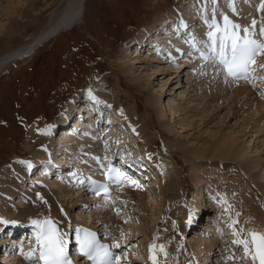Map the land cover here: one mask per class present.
Returning <instances> with one entry per match:
<instances>
[{
	"label": "rangeland",
	"instance_id": "374dc122",
	"mask_svg": "<svg viewBox=\"0 0 264 264\" xmlns=\"http://www.w3.org/2000/svg\"><path fill=\"white\" fill-rule=\"evenodd\" d=\"M232 1L236 9L234 13L231 10L226 11L225 6L221 5L222 2L227 3V0H217L215 4L210 0H87L81 24L71 26L39 47L30 55L28 61H14L13 64L7 62L0 78V178L5 171L15 168L17 163L27 168L36 162L41 153L43 156L46 149L49 150L52 145V140L59 136L58 131L55 134L53 132L56 126L61 124V115L72 106V99L75 96L90 94L97 98L96 101L103 103V109L106 107L104 104H109L108 111L113 118L118 119L117 131L110 133L113 138L107 140V135L104 136L105 141L111 145L107 147V144H104L101 157H107L113 145L126 142L116 154L128 156V159H141L142 163L149 167L142 173L144 176L139 178L144 191L151 193L148 192L149 194L144 196L135 192L137 197L128 198L126 195L128 191H133V188L124 184V192L121 190L116 194L113 213L102 214L93 206H85L88 201L86 194L80 191L81 196H78V187H72V181L77 178L69 172L75 168L63 170L62 174L56 177L57 168L50 166L51 162H46L45 166L42 164L41 172L38 170L37 174L32 172L27 175L29 180H33L30 184L27 179L26 182L23 180L24 184L19 183V190L13 186V189L17 190L15 193H19L16 198L10 200L9 206L17 205L18 211V199L22 197L24 200L31 190L42 193L39 188H44V184H56L59 185V192H53L49 198L45 194L42 202L33 204L27 214L21 216L22 219L33 215L30 219L39 220L48 216L61 227L62 217L77 213L75 217L78 216V220L83 219L86 225L98 221L105 222L114 229L111 235L113 241L122 245L119 251L124 249L120 252L121 264H152L150 259H146L150 257L149 245L153 243L154 235L157 237L155 243L163 244L167 252V256L157 255L158 264H181L182 258L191 259L193 255L204 264L207 262V254L210 257L213 250L215 260L225 258L223 264L229 255L234 258L228 260L227 264H245V261L240 259L243 257L242 250H238L232 243L234 237L231 238L232 230L228 224L235 219L238 221L236 228H243L245 231L263 225L260 230L264 233V69L258 67L259 64H264V55H259L256 62L259 68L256 73L262 77V81L257 82L258 85L243 82L248 90L251 89L250 100L245 103L238 101L234 107L230 102L226 104L228 99L222 100L217 106L203 100L199 95L202 88L197 91V87L192 86L188 79L186 81V72H196L194 60L199 54L191 50L199 46L187 50V55L183 54L184 58L175 61L173 65L163 63L159 59L161 56L153 57L151 50H140V53L136 54L133 52L135 49H130L131 54L126 53L130 46L136 45L133 44L136 37L160 24L158 20L167 21L169 25L166 24L165 27L170 28L171 24H176L169 23L168 19L172 14H181L182 18L189 19L193 16L191 10L195 12L194 8L203 7L212 19L220 22L222 15H227L229 19L231 16L242 29L250 26L255 19L258 33L259 25L264 23V10L257 11L261 0ZM62 2L63 0H0V28L5 30L9 25H15L12 38L6 39L0 32V58L3 53H10L33 36ZM12 3L17 7L21 5L19 9H24L20 10L21 17H18L19 22L24 23H19L17 17H14L15 14L8 19L4 6H11ZM246 9L253 12V15L249 13L252 15L249 23L243 22L239 14L242 11L247 12ZM193 18L192 21L195 20ZM32 20L30 25L27 21ZM193 23L194 26L200 25L197 21ZM193 30L194 28L190 27L189 32ZM130 42L132 45H129ZM197 60L203 59L199 57ZM134 61L136 64L129 66ZM173 67H178L179 71L184 69L183 74L173 73L172 71L177 69ZM165 69L167 70L162 71ZM79 99L74 101L72 110L70 109L69 121L72 111L78 109L76 103ZM55 122L56 125L52 126ZM89 124H85V132L90 131L93 132L92 136H99L101 133L89 129L92 123ZM46 127L48 129H45ZM118 129L120 134H117ZM101 135L103 137V134ZM36 140L38 144L34 145ZM203 140H207L210 146H203ZM203 147H208L209 150L202 156L205 158H198L196 153L201 152ZM63 151L69 152L62 149L61 152ZM218 156L226 158L219 159ZM26 159L29 163H24ZM82 165L85 168L84 179L94 175V171L98 169H92L90 165L88 167L85 162ZM46 167L55 172L50 170L46 175ZM62 175H66L65 178L61 177ZM57 178L62 179L61 182ZM198 178L212 183V186L209 182L201 185L203 194H200L198 189ZM68 179L71 181L66 182ZM173 179L177 182L176 195H172L167 188ZM31 184L35 188H30L33 187ZM25 190L31 192L26 193ZM207 191L210 194H207ZM210 200L213 201V208H216L206 213V218L200 220L196 229H192V234L182 237L180 230L176 232V227L184 222L189 209H192L195 203ZM7 211L10 214L16 213L13 207ZM95 212L96 215L99 214L96 219L93 216ZM29 225L32 230L27 228V240L25 234L21 235L22 231L11 238L9 227L4 231L2 226L0 227L2 255H5L10 247V251H13L12 244L20 252L15 254L16 257L23 250L19 248L20 244L27 248L33 247H29L28 238L34 234V226ZM130 236L135 239L132 241ZM12 239L17 242L12 243ZM193 239L199 241L191 243ZM208 240L211 244H206ZM21 262L24 264L25 261H19L18 264ZM28 262L34 263L35 260Z\"/></svg>",
	"mask_w": 264,
	"mask_h": 264
},
{
	"label": "bare ground",
	"instance_id": "6f19581e",
	"mask_svg": "<svg viewBox=\"0 0 264 264\" xmlns=\"http://www.w3.org/2000/svg\"><path fill=\"white\" fill-rule=\"evenodd\" d=\"M86 1L87 0H63V2L61 3V5H59V7L56 8L55 12L51 13L48 16L47 21L44 22L40 26V28L34 33V35L31 36V37H29V38H27V40L23 42V45H21L20 47H17L16 49H14L13 51H11L10 53H8V51H7V53L6 52L3 53L2 54V57L0 58V78L4 74L3 68L8 64L7 62H10V63L13 64L14 61H15L14 63H16L18 61H28L30 55L32 53H34L37 49H39V47H41L42 45H44V44L48 43L49 41H51L52 39H54L58 34H60L64 30L68 29L70 26H76L78 24H81L83 22V20H84V12H85V7H86ZM231 3H232V7L231 8L229 7V0H227V3H223L222 2L221 5L225 6L226 11L231 10V12L234 13L236 11V9H235V6H234V3H233L232 0H231ZM16 4L19 5L18 3H16ZM19 7H21V5H19ZM19 7H17L13 3L11 4V6L10 5H7L6 7L4 6V11L6 12L5 14H8V19H11L13 17L12 15L15 14L14 17H17L16 19H18V22L20 21V19L18 18V17H21L20 16L21 15V13H20L21 11L20 10H24V9L23 8L19 9ZM194 9H195L194 10L195 11L194 13L192 11L193 9L191 10V12L193 14V16L192 15L191 16L194 17L193 19H195V20L192 21V17L190 15H188V16H190L189 19H187L185 17H184L185 18L184 19V18H182V15L181 14L180 15H178V14L177 15L172 14V16H170V18L168 19V20H170L169 23H171V22L173 23L174 22L176 24H174V25L171 24L170 28H166L165 25L166 24L169 25L168 22L167 21H164V20H158V23H160V24L159 25H156L154 27H151L154 31L150 30V28H149L148 32L146 31L147 33L144 32V33H142V35L140 37H136L134 39V41H133V44H136L137 45V50L139 52H140V50H144V49L151 50L150 48L149 49L145 48V47H147V45L145 43L146 40H147V38L149 37L151 39L153 37V35H151V33H149V31L152 32V33H155L156 31H158V29H161V30L165 31V28H166L167 31H165L163 34H158L153 39L154 41H158L157 43H155L154 49L152 51L153 57L154 56H156V57L157 56H161L164 59H162V58H159V59L163 63H169V64L173 65L174 63L172 64V62H175L176 60H179V59H183L184 58L183 57V54L186 53L187 50L189 51V50H191L193 48V46H192V39L193 38H195V40L197 41V43H196L195 46H199L196 49H198V50L201 49L202 48V45L200 43H198V42L199 41H206L207 40V36H206L205 31L208 32L210 30L208 28V26H207V22H211L212 18L208 15V13H206L203 10L204 9L203 7L202 8H199V9L198 8H194ZM203 11L206 13V15H204ZM246 11L247 12H245V11L239 12V14H240V18H241V20L243 22L249 23V21L252 19L253 12L252 11L249 12V10H247V9H246ZM249 13H252V15L251 14L249 15ZM230 20H232L234 22V20L232 19L231 16H230ZM14 21H15V19H14ZM194 21H197L198 24L200 22V25L199 26H194V24H195V23H193ZM27 22L31 25L33 23V20L32 21H27ZM217 22L222 24V22H220V21H217ZM10 23L11 22H9V24ZM19 23L22 24V23H24V21L23 22H19ZM234 23L238 24V22H234ZM14 26L15 25H12V26L9 25V28H6V29L4 28L5 30H3L2 28H0V32H2L3 35H5L6 39H8L10 37L12 38V36L15 34V27ZM190 26H193L194 30L191 33H187L188 29H190L189 28ZM206 26H207V28H206ZM129 45H132L131 42L129 43ZM146 50H144V51H146ZM130 51L131 50L129 48L128 49V52H126V53L131 54ZM193 51L191 50V52H193ZM135 53L137 54L136 51H135ZM5 54H7V55H5ZM189 55H190V53H189ZM191 58L193 59V57H191ZM191 58H190V60H191ZM135 62L136 61H134L129 66L135 65L136 64ZM194 62H196V61H194ZM188 64H190V63H188ZM194 65H195V63H194ZM259 65H261V64H259ZM259 65H258V67H259ZM198 66H199V68L198 67L196 68V71H197L196 74L191 75V72L188 71L190 74L188 72H186V80L188 79L189 82L192 84V86H194L195 88L197 87V91L199 90V88H202V90H201V92H200L199 95L201 96V98L203 100L205 99V100L209 101L211 104L217 106V104H220V102H222V100L224 101V100L228 99L226 101V104H228L230 102L229 104H234L233 105L234 107H236V105L238 104V101H239V103H241V102L245 103L246 101L248 102V100H250V96L249 95H250L251 89L249 88L250 90H248V87L244 86L245 83H243V81H238V80H233V79L226 78L225 75L222 74V72L218 69L217 65L213 61H210V60L205 61V62L203 61L200 64H198ZM253 67L256 68V71L259 70V68H260V67L257 68V64L253 65ZM166 70L167 69L162 70V71H166ZM182 71H184V69H182ZM182 71H179V69L177 68L176 70H174L172 72L173 73H177L178 75H180L181 73L183 74ZM256 71L255 72H251V74H250V78L253 80L252 84H255L256 77L258 76V73L256 74ZM253 75L255 76V79L252 78ZM258 83L255 84V85H258ZM74 101H76V98L72 99V104H71L72 106H73ZM175 103L177 104V102H175ZM72 106H69V109L66 112H64V114L61 115V117H60V123L61 124L59 126H62V124H65L64 126H66L68 124L69 125L67 127L60 128L61 130H59V131H61V136H60V133H58L59 132L58 131L57 133L59 134V136L57 137V139L54 138V140H52L53 143H52V145L50 144L51 146L49 147V150L46 149V152L43 154V156H42V153H41L40 157H38L36 159V162H33V164H31L27 168L22 167L20 164L17 163L15 165L16 166L15 168L13 167V168L5 171V174H2V177L0 178L1 179L0 180V220L8 221V222L15 221V223H7V224H5V227H4V229H6L7 227H9V229H11V231H13V235H18V233L20 231L26 230V227L29 224H31L30 221L34 219V218L33 219H30L33 215L30 216V217H26L25 219H22L23 217H21V216L24 215V214H27V212L30 210L29 208L32 207L33 204H35L36 202H42V200L45 198V197L43 198V196L45 194H47L48 195V198H49V196H51V194H54L55 192H59L58 191L59 185H56V184H52V185L44 184L43 186H46V187H44L45 189L38 187L43 192L42 196L37 195L38 193H35L34 195L33 194H30L29 192H31L32 190L31 191L28 190L29 192L28 191L27 192L30 194L28 196V204L26 205V203L24 202L25 200H23L22 197L20 199H18V202L17 203H20V205H19V209L20 210H18V211H17V208H18L17 205H16V207H14V204L9 206L10 200L12 198H16V196L19 193V192H17V194L15 193V191H17V190H14L13 189V186L19 190L20 187H21V184H24L23 183V180L24 181H27V179H28V184H30L32 182V180H29L30 178H27V175L28 174L31 175L32 172H35L36 173V170L37 169L35 170V168L36 167L41 168V166H43L42 164H44V166H45L46 165V162H49V163L51 162L52 164L50 166L53 165V168H61V170H67L69 168H71V169H74L75 168L74 170L70 171L69 173H70V175L75 174L76 178L77 177L80 178L81 177V174L79 172H80V170L82 168H84L83 165H82L83 162L87 161L86 164H87L88 167H90L92 164L93 165H98L96 159H93V158L94 157L97 158L98 155H101L102 154L101 152H103L104 146H101L100 143L102 141H104V139L106 140V137H104L105 134L107 135V140L108 139L110 140V138L113 137V135H110L109 134V132H108L109 130H105L106 133L103 134V137H102L101 134L99 136H97V137L96 136H92L93 135V132H90V131H88V133H86L87 131L85 132L84 129H86L85 124H87V123L88 124L89 123H92V126L89 127V129L97 131L96 129H94V122H89V121H87V122L84 121L81 124H78L77 122H75V123H73V125L69 129V127H70L69 117H70V114H71ZM227 106H229V105H227ZM90 107H91V104H90V102H88L87 103V107L85 108V110L87 108H90ZM102 109H103L102 105L101 106L96 105L92 109L91 113L88 112L89 113L88 114V117L89 118H95V122L97 123L99 121V119H100L99 117L101 116ZM74 114H76V110L72 111V117H71V119H73ZM173 114L174 113H172V115ZM108 116L109 115L107 113H105V121H106L105 127L106 128L107 127H111L112 129L116 130V125H117L116 122H118V119L113 118V120L112 119L110 120V117H108ZM159 116L162 117V115H159ZM174 117H175V115H174ZM85 118H87V117H85ZM203 120L205 121V118H203ZM77 125H79L78 128H76ZM72 129H73V131H72ZM166 130H167V128H166ZM71 135H73V137H71ZM56 140H58V141L56 142ZM36 142H37V140H36ZM108 143H110V142H108ZM201 143L204 144L203 146H205V145L210 146V143H208L207 140H203ZM37 144H38V142L35 143L34 145H37ZM40 144H43V143H40ZM106 146L108 147V145H106ZM61 147H63L62 148L63 150H68L69 152H67V151L61 152L62 151ZM208 150H209L208 147H203V149H202L201 152H197L196 151L197 153L196 152L195 153H196V155H197L198 158H205V157H202V156H204V154H206L208 152ZM96 154H98V155H96ZM223 156H218V158L219 159L226 158V157H223ZM112 157H113V154H111L110 156H108V158L105 159V161L110 160ZM127 157L126 156H123L122 158H125L127 160V162H130L131 167L133 166L134 169H137V170H140V171H143V172H145L147 170V168H148L147 166L146 167H143L144 164L138 163V162H140L141 159L140 160H135V158L128 159ZM207 161L209 162L210 160L208 159ZM124 164H125V162H124ZM138 165H141V167L138 168ZM47 167H46V170H44V171H47L46 172V175H47L48 172H50V170L53 171L51 168H47ZM88 167H87V169H89ZM198 168H200V167H198ZM56 170H58V169H56ZM53 172H55V171H53ZM78 173H79V175H78ZM33 175H34V173H33ZM41 175H40V177H41ZM57 175H60V173H58ZM57 175H55V176L57 177ZM65 176L66 175H63L61 177L65 178ZM94 178H96V177H94ZM208 178H209V176H208ZM69 179L66 182L71 181ZM38 180H40V179H38ZM58 180L60 181L62 179H58ZM198 180H199V182H197V185H199L198 186V189H200V194H203L202 193V187H201V185H204L205 183L208 184L207 182H209V181H207L205 179L200 180V178H198ZM146 181H147V179H146ZM39 182L40 181H38V183ZM60 182H57V183H60ZM72 182H73V185H75L76 184V179H75V181H72ZM171 182L172 183L169 182L167 188L170 189V192H172L171 193L172 195H176L177 192H178V188L176 187L177 186V182L174 179ZM19 183H21V184H19ZM70 183L71 182H69V185H70ZM3 184H5V186ZM41 185L42 184L40 183V186ZM127 185L130 188H133V191H128L129 189H126V191H128L126 197H128V198L129 197L133 198V196L134 197H137L139 194H144V196H146L147 194L150 193L149 191H144L143 188H139V189L136 188L135 189L134 188L135 185H131L129 183H127ZM209 185L212 186V183L209 182ZM28 187H30V186H28ZM30 188H35V187L33 186V187H30ZM53 189H54V191H53ZM26 190H27V188H26ZM26 190H25V192H26ZM122 190H123V188H122ZM75 191H76V189H75ZM119 191H121V190H119ZM123 192H124V190H123ZM135 192H139V193H137L138 195L135 194ZM79 193H80V191L77 192L78 196H81ZM206 193L208 194L209 192L207 191ZM21 199H22V202H21ZM46 199H47V197H46ZM43 203H45V201ZM23 204H25V205H23ZM101 206H104L102 208V210H104V209L107 208V206L105 204L104 205H101ZM10 207L15 208V212H16L15 214H10L7 211V209H9ZM36 207H38V206H36ZM60 208H61V206H60ZM212 208H213V201H211V200L209 202H207V201H201L200 202L199 201V203L197 202V203L194 204V206H193V208L191 210H194V212L200 213L201 216H198L199 217L198 219L200 220V218H201V219L204 220V218L206 216L205 214L207 212H211V209ZM57 209H59V208H57ZM95 211H97V210L95 209ZM95 214H97V213L95 212ZM55 216L57 217V215H55ZM188 218H189V214L185 216V219L183 220L184 222L182 224L180 223L179 226L176 227L177 230L175 229L176 232L179 231V230L181 231V234L180 233L179 234L182 237L183 236H187L189 234H192V229L194 227L196 229V227H198L199 224H200V221L197 222V223H195V224L191 223L190 224L191 229H190V231H188V233H186L185 227L187 226V224H189V223H187ZM57 219L59 220V218H57ZM61 222H62V220H61ZM119 222H121V221H119ZM30 229H31V227H30ZM95 229H96V227H95ZM108 229H110V228H108ZM105 230H107V229H105ZM217 230H219V229H217ZM21 237L22 236H20V238ZM130 238H131L132 241L135 239L134 236H130ZM4 239H6V238H4ZM10 239L8 238L9 241H10ZM30 241L32 243L34 242V235L31 236ZM132 241H130V242H132ZM195 241H199V240H194L193 239L191 243H195ZM215 242H217V241H215ZM12 243H14V242H12ZM185 244H186V242H185ZM206 244H211V241L208 240V242ZM23 246H24V244H23ZM26 248L27 247H25V249ZM27 253H29V251H26L25 250L23 252V255L21 256V258L19 259V261L27 260L28 258H26V255H25ZM198 255H200V254L198 253ZM202 255H203V253H202ZM2 256H4V255H2ZM9 256H10V254L9 255L8 254H5V257L2 259L3 262L8 261V263H10L12 259L9 258ZM222 257H223V255H222ZM202 259H204V258H202ZM216 259H218V258H216ZM206 260H207V264H210V263L213 264V258L211 257V259H210L209 258V254H207ZM17 261H15L16 264H18ZM11 264H14V262L11 263Z\"/></svg>",
	"mask_w": 264,
	"mask_h": 264
},
{
	"label": "snow or ice",
	"instance_id": "6c2138e0",
	"mask_svg": "<svg viewBox=\"0 0 264 264\" xmlns=\"http://www.w3.org/2000/svg\"><path fill=\"white\" fill-rule=\"evenodd\" d=\"M215 4L217 0H210ZM229 7H232L229 0ZM264 10V0L257 7V11ZM222 24L214 18L207 22L210 29L207 33L206 41H199L202 48L199 49L201 58L212 60L222 66L223 71L233 78H248L250 72H255L256 58L264 55V23L259 25L257 33V21L252 20L251 25L243 29L239 24L234 23L227 15L221 16ZM197 41L192 39V46L195 48ZM264 69V64L259 65ZM95 99V98H93ZM99 103V101H96ZM97 159L98 158H93ZM107 159V158H106ZM103 175L108 183H99L88 178L92 185V190L96 195L103 192L107 195L109 185L123 186L125 182L140 187L136 180L132 179L125 171L116 168L109 162ZM79 183L83 184L84 180ZM227 211V209H225ZM238 215V214H237ZM193 219V210H189L187 223ZM15 223L0 220V224ZM30 223L34 226V247L25 254L26 258L34 259L36 264H70L68 258V241L67 233L62 232L51 218L43 220L33 219ZM238 221L231 220L228 227L232 230L234 237L232 243L237 249L243 250V257L240 259L251 261V264H264V233L253 230L245 231L243 228H236ZM80 252L86 256L93 264H120V256L114 254L110 249H121L120 243H114L111 246L101 244L96 237V233L86 229H75ZM157 237L153 236V243L149 245L150 257L152 264H158L157 255L167 256L165 246L155 243ZM38 253V255H37ZM234 257L229 255L228 260ZM126 259V257H125Z\"/></svg>",
	"mask_w": 264,
	"mask_h": 264
}]
</instances>
